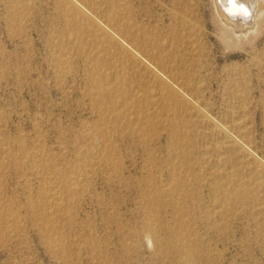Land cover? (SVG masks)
I'll return each mask as SVG.
<instances>
[{"label":"rangeland","instance_id":"1","mask_svg":"<svg viewBox=\"0 0 264 264\" xmlns=\"http://www.w3.org/2000/svg\"><path fill=\"white\" fill-rule=\"evenodd\" d=\"M259 14L0 0V264H264Z\"/></svg>","mask_w":264,"mask_h":264},{"label":"bare ground","instance_id":"2","mask_svg":"<svg viewBox=\"0 0 264 264\" xmlns=\"http://www.w3.org/2000/svg\"><path fill=\"white\" fill-rule=\"evenodd\" d=\"M213 2L221 19L225 24L231 25L232 29L236 27L239 31H247L253 28L255 23L263 20V13H259L264 10V0H213ZM147 239L151 243L149 236Z\"/></svg>","mask_w":264,"mask_h":264}]
</instances>
